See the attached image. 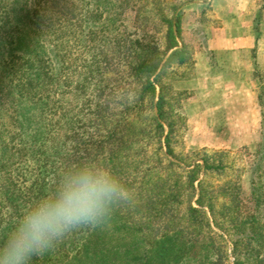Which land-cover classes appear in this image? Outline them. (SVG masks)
I'll list each match as a JSON object with an SVG mask.
<instances>
[{
    "label": "trees",
    "instance_id": "16d2710c",
    "mask_svg": "<svg viewBox=\"0 0 264 264\" xmlns=\"http://www.w3.org/2000/svg\"><path fill=\"white\" fill-rule=\"evenodd\" d=\"M178 9L0 0V239L70 166L95 161L135 193L31 264H264V142L247 194L227 152L176 151L193 67Z\"/></svg>",
    "mask_w": 264,
    "mask_h": 264
},
{
    "label": "rangeland",
    "instance_id": "374dc122",
    "mask_svg": "<svg viewBox=\"0 0 264 264\" xmlns=\"http://www.w3.org/2000/svg\"><path fill=\"white\" fill-rule=\"evenodd\" d=\"M162 1L179 6L182 38L193 51L192 76L183 84L189 92L182 102L185 128L176 151L227 152L234 170L242 173L247 194L248 168L258 144L264 142V0L229 12L218 0ZM133 19L134 13L127 11L128 29ZM218 29L223 32L215 34Z\"/></svg>",
    "mask_w": 264,
    "mask_h": 264
},
{
    "label": "clouds",
    "instance_id": "9594fccd",
    "mask_svg": "<svg viewBox=\"0 0 264 264\" xmlns=\"http://www.w3.org/2000/svg\"><path fill=\"white\" fill-rule=\"evenodd\" d=\"M135 198L130 186L95 161L70 166L50 193L32 202L0 239V264H31L69 233L105 226Z\"/></svg>",
    "mask_w": 264,
    "mask_h": 264
},
{
    "label": "crops",
    "instance_id": "0c3cea01",
    "mask_svg": "<svg viewBox=\"0 0 264 264\" xmlns=\"http://www.w3.org/2000/svg\"><path fill=\"white\" fill-rule=\"evenodd\" d=\"M218 2H219V4L223 5L225 9L227 8L226 10L229 12L231 10H234L235 8L237 9L239 7V5L241 6V4L251 5V4H254L256 1L255 0H248L246 2L245 0H218ZM232 6H234V8ZM217 17H219V16H217ZM219 32L220 33L223 32V29H218V31H216L215 34H217ZM215 40H216V38H215ZM213 43H214V39H212L210 36V38L207 40V44L211 48Z\"/></svg>",
    "mask_w": 264,
    "mask_h": 264
}]
</instances>
